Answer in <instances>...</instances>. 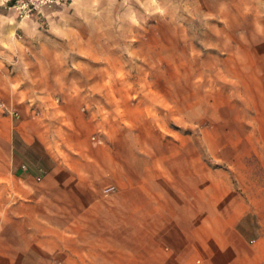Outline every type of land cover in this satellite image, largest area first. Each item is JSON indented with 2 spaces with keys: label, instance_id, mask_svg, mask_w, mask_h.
I'll list each match as a JSON object with an SVG mask.
<instances>
[{
  "label": "crops",
  "instance_id": "0c3cea01",
  "mask_svg": "<svg viewBox=\"0 0 264 264\" xmlns=\"http://www.w3.org/2000/svg\"><path fill=\"white\" fill-rule=\"evenodd\" d=\"M73 1L19 18L0 0V102L18 112L0 106V264H264V209L218 215L203 252L197 229H151L167 214L150 190L135 197L143 122ZM139 221L150 224L141 236Z\"/></svg>",
  "mask_w": 264,
  "mask_h": 264
},
{
  "label": "rangeland",
  "instance_id": "374dc122",
  "mask_svg": "<svg viewBox=\"0 0 264 264\" xmlns=\"http://www.w3.org/2000/svg\"><path fill=\"white\" fill-rule=\"evenodd\" d=\"M70 5L86 12L88 33L102 41L103 71L120 73L113 86L119 96L129 94L131 113L143 122L133 148L140 175L135 197L150 190L145 198L163 199L167 214L151 229H197L206 238L208 231L222 230L218 215L246 212L254 219L260 214L264 0H74ZM244 224L258 227L256 221ZM149 225L136 222V234ZM142 242L134 240L136 249Z\"/></svg>",
  "mask_w": 264,
  "mask_h": 264
},
{
  "label": "built area",
  "instance_id": "2783aa9c",
  "mask_svg": "<svg viewBox=\"0 0 264 264\" xmlns=\"http://www.w3.org/2000/svg\"><path fill=\"white\" fill-rule=\"evenodd\" d=\"M69 1L72 0H11L10 5L17 12L19 18H28L43 6L62 5L66 2L69 3ZM0 106L13 115H18L16 110L8 108L4 102H0Z\"/></svg>",
  "mask_w": 264,
  "mask_h": 264
}]
</instances>
